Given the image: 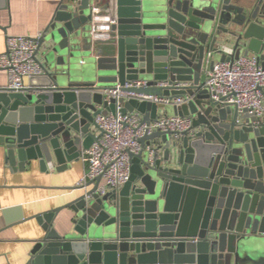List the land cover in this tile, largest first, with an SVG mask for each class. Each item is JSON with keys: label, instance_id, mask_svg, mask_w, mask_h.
I'll return each mask as SVG.
<instances>
[{"label": "water", "instance_id": "95a60500", "mask_svg": "<svg viewBox=\"0 0 264 264\" xmlns=\"http://www.w3.org/2000/svg\"><path fill=\"white\" fill-rule=\"evenodd\" d=\"M109 6L113 39L96 44L93 12ZM224 45L232 55L220 51ZM208 54L220 62L251 54L264 69V0L253 8L234 0L60 1L38 39L43 75L21 91L0 88V147L14 172L32 162L61 172L79 160L96 139L91 129L100 132L95 117L114 110L102 92L116 86L188 98L165 112L190 117L192 127L176 141L161 132L143 137L119 190L98 197L97 178L72 202L34 216L43 236L25 264H264V112L240 115L210 100ZM134 82L145 86L125 88ZM119 103L123 114L137 112L146 123L161 109ZM63 210L72 212V227L60 235L52 226Z\"/></svg>", "mask_w": 264, "mask_h": 264}, {"label": "built area", "instance_id": "2783aa9c", "mask_svg": "<svg viewBox=\"0 0 264 264\" xmlns=\"http://www.w3.org/2000/svg\"><path fill=\"white\" fill-rule=\"evenodd\" d=\"M95 10V7H93ZM95 12V11H94ZM91 21L92 40L96 44L107 43L113 39V27L116 17L111 6L101 12L94 13ZM27 36H7L5 51L0 54V69L7 75L8 91H21L26 86L25 79L42 76L44 71L36 61L38 39ZM226 56L232 55L230 47L220 48ZM212 59V55L208 54ZM204 88L208 90L212 102L221 107L234 108L240 115L261 116L264 112V69L255 56H240L237 60L213 62L204 70ZM144 82L127 83L125 88L144 87ZM188 83L159 82L157 87L180 90L188 87ZM104 101L115 100L114 110L95 117L100 132L90 147L83 151L80 159L84 164V172L77 186L87 191V184L100 178L97 189L93 192L98 197L119 190L130 178L132 156L142 150L140 140L155 132L169 133L171 141L179 140L192 127V119L186 116L161 115L146 123L137 112L123 114V105L119 99L145 101L156 104L160 108L177 109L189 101L188 98H169L151 95H135L123 93L119 86L102 92ZM151 157L152 145L146 146ZM48 170H53L51 164ZM92 195V194H91Z\"/></svg>", "mask_w": 264, "mask_h": 264}, {"label": "crops", "instance_id": "0c3cea01", "mask_svg": "<svg viewBox=\"0 0 264 264\" xmlns=\"http://www.w3.org/2000/svg\"><path fill=\"white\" fill-rule=\"evenodd\" d=\"M60 1L0 0V54L5 51L7 36L36 37L41 34ZM234 2L253 8L257 0ZM37 57L40 59V56ZM219 58V55H214L212 60L217 62ZM24 85H29L28 79L24 80ZM6 86L7 75L1 70L0 88L6 89ZM161 115H167L165 108L158 111L157 117ZM91 131L95 136L99 133L94 128ZM56 170L53 167L47 173L42 172L38 162H32L26 170L14 172L5 163L4 150L0 147V264H25L34 243L43 236L33 217L60 208L83 194L77 186L84 172L80 158L70 163L66 170ZM19 215L24 218L22 222L15 221ZM72 217L70 210H63L52 227L63 235L71 229Z\"/></svg>", "mask_w": 264, "mask_h": 264}]
</instances>
